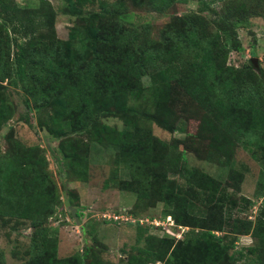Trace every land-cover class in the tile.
<instances>
[{
  "label": "trees",
  "instance_id": "trees-1",
  "mask_svg": "<svg viewBox=\"0 0 264 264\" xmlns=\"http://www.w3.org/2000/svg\"><path fill=\"white\" fill-rule=\"evenodd\" d=\"M12 1L0 0V127L13 115L5 91L17 87L32 107L47 106L43 124L50 132L73 134L59 145L73 176H86L89 143L74 134L87 133L91 140L116 149L113 178L119 163H127L129 178L117 179V185L136 193L133 212L161 202L164 218L171 216L174 223L189 227L177 240L147 234L145 246L129 256V264H264V173L255 191L262 198L255 219H240L232 215L239 207L225 183L188 165L184 151L151 132L152 123L174 130L179 117L169 105L170 82L177 79L176 64L189 61L192 72L179 86L202 111L199 127L210 141L209 161L228 165L240 144L264 163V78L250 59L241 67L226 63L230 46L242 48L235 38L238 20L233 13L223 9V15L211 21L213 26L197 13L174 16L155 39L148 25L138 29L122 18L125 0L100 1V10L93 12L83 11L87 0H65L75 22L67 38L60 39L48 1L40 0L32 10ZM175 1L128 0L159 11ZM255 10L264 16V2ZM109 116L121 120V129L102 121ZM227 181L238 189L241 174L229 169ZM60 191L38 147L14 141L0 149V222L28 221L32 232L26 264H83L86 259L99 264L94 245L58 256L56 230L48 219L64 204ZM197 197L204 208L210 207L206 212L197 210ZM241 199L242 205L251 204ZM226 229L250 234L256 244L235 250V237L222 233ZM139 231L142 236L146 229Z\"/></svg>",
  "mask_w": 264,
  "mask_h": 264
},
{
  "label": "rangeland",
  "instance_id": "rangeland-1",
  "mask_svg": "<svg viewBox=\"0 0 264 264\" xmlns=\"http://www.w3.org/2000/svg\"><path fill=\"white\" fill-rule=\"evenodd\" d=\"M45 1L52 5L55 12L53 27L56 36L66 39L68 28L75 22V17L67 12L65 0ZM100 1L110 4L114 0H87L82 6L83 11H99ZM12 2L19 7L32 10L39 6L40 0ZM263 2L264 0H176L169 9L159 11L145 6L137 7L125 0L126 13L122 18L138 29L142 25H148L153 38L158 39L162 28L174 16L183 17L197 13L213 26L211 21L222 16L223 9H229L238 20L235 22V38L242 48L235 50L230 46L227 65L241 67L247 64L249 59L257 58L259 67L255 71L264 78V16L261 13L262 6L261 10H255L256 6L259 3L263 5ZM228 43L231 45V42ZM174 71L178 75H176L177 79H172L170 82L169 105L179 120L172 131L152 123V134L164 141L167 146L184 151L188 165L226 184L227 192L235 196L239 207L232 209L233 216L254 220L262 200L261 197H257L255 191L259 176L264 173V163L240 144L235 147L232 161L228 165L222 166L214 160L209 161L207 153L210 149V141L208 137L201 135L199 127L202 111L187 99L179 86L192 72V65L189 61L182 65L176 64ZM5 96L12 106L13 115L7 124L0 127V149L13 146L14 141H18L22 147H38L46 159V170L61 190L64 204L60 206L62 207L60 212L57 210L58 213L48 219L49 225L56 230L58 256H70L77 251L81 253L86 246L94 245L97 255L95 257H99V264H129V256L137 253V248L145 246L147 234L156 237H173L175 240L184 237L189 229L187 226L174 223L176 236L166 230L168 224L166 217L164 218L161 213L163 207L161 202L146 210H135L136 212L131 210L136 201V193L117 185V179L129 178L127 163L120 162L117 178L112 177L116 159L114 147L91 140L87 133L74 134L89 143L86 176L77 178L70 172L68 159L64 157L59 146L66 136L71 137L73 134L59 135L50 132L43 124L49 112L47 106L32 107L27 95L19 88L10 87L5 91ZM25 119H28L30 124ZM102 121L120 129L122 127L121 120L116 117H104ZM229 169L241 174L238 189L228 184ZM67 197H70L73 206L77 207V216L73 215L75 209L69 207ZM241 197L251 201V204L242 205L244 202ZM196 203L200 212H206L210 208L202 206L200 197H197ZM212 207L215 208L217 205ZM140 227L146 229L142 236ZM31 232L32 228L28 221L0 222V251L3 253V261L0 264H26ZM222 233L229 239L235 237V250H245L256 244L250 234H232L228 229ZM232 251L233 249H230L229 253ZM83 264L93 263L86 259ZM140 264H161V262Z\"/></svg>",
  "mask_w": 264,
  "mask_h": 264
},
{
  "label": "built area",
  "instance_id": "built-area-1",
  "mask_svg": "<svg viewBox=\"0 0 264 264\" xmlns=\"http://www.w3.org/2000/svg\"><path fill=\"white\" fill-rule=\"evenodd\" d=\"M167 224H168V227L166 228L167 231H171V233L174 234V236H176V233L174 232L175 231V228H174V220L171 218V216H167L165 218ZM142 222V220H140ZM165 222V223H166ZM164 224V222H163Z\"/></svg>",
  "mask_w": 264,
  "mask_h": 264
},
{
  "label": "water",
  "instance_id": "water-1",
  "mask_svg": "<svg viewBox=\"0 0 264 264\" xmlns=\"http://www.w3.org/2000/svg\"><path fill=\"white\" fill-rule=\"evenodd\" d=\"M250 61H251V63H252V65L255 67V68H258L259 66H258V62H257V58H251L250 59Z\"/></svg>",
  "mask_w": 264,
  "mask_h": 264
}]
</instances>
